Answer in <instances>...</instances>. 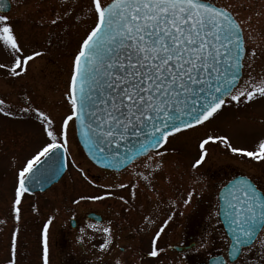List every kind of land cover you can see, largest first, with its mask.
I'll use <instances>...</instances> for the list:
<instances>
[{"label":"rangeland","instance_id":"obj_1","mask_svg":"<svg viewBox=\"0 0 264 264\" xmlns=\"http://www.w3.org/2000/svg\"><path fill=\"white\" fill-rule=\"evenodd\" d=\"M11 2V11L6 15L24 55L33 51L41 55L29 61L27 73L19 77L11 76L7 67L0 69V99L13 113H0V264H44L45 238L48 264H115L117 259L121 264H182L181 253L172 246L197 240L192 234L197 220L209 201L216 202L219 185L237 172L248 174L264 186V162L233 154L218 140L206 145L202 166L192 167L199 158L200 140L208 136H227L234 147L254 150L264 138V98L232 102L214 119L170 139L159 170L154 165L145 168V157L119 174L101 171L82 152L75 125L70 122L66 175L46 193H25L20 204H15L19 170L42 145L50 142L35 114L20 109L30 103L43 110L54 120L59 134L70 108L65 92L73 60L94 17L88 11L90 0ZM213 2L232 6L236 20L244 22L241 28L246 51L256 50L251 68L246 64L243 69L244 78L249 73L257 78L264 76V0ZM64 10L68 15H63ZM57 15L62 19L53 25L51 20ZM12 59L0 48V64L10 66ZM57 143H63V138H58ZM138 173L148 175V180L141 179ZM121 184L126 187H119ZM82 196L103 199H80ZM151 210L156 219L148 225L145 217ZM90 213L99 214L102 223L87 224ZM71 220L77 222L76 228H71ZM162 226L164 231L156 238L157 255L151 256L152 239ZM103 227L111 229L107 234L111 244L106 250L100 248L106 235ZM221 240L216 234V239L207 240V244L212 249H225L227 241L223 245ZM263 251L264 245L258 240L238 264H243V260H247L246 264H264L259 261H264L260 254ZM225 253L224 250L222 254Z\"/></svg>","mask_w":264,"mask_h":264},{"label":"snow or ice","instance_id":"obj_2","mask_svg":"<svg viewBox=\"0 0 264 264\" xmlns=\"http://www.w3.org/2000/svg\"><path fill=\"white\" fill-rule=\"evenodd\" d=\"M3 7L4 0H0V8ZM88 11L94 23L82 38L73 60L65 92L70 108L62 119L59 134L49 114L32 107L27 98L28 106L20 109L35 114L50 142L42 145L19 170L15 204H20L21 197L28 192V180L40 167L52 161L54 155L59 164L57 154L62 147L67 150L70 122H80L81 135L94 155L103 153L105 145L115 144L118 156L120 143L127 146L130 137H134L135 143L117 162H131L143 156L145 168L154 165L159 170L171 136L214 119L232 102L264 98V76L257 78L249 73L245 79L242 75L246 64L251 68L256 50L246 51L241 28L244 22L236 20L231 5L218 6L213 0H90ZM63 15H68V11L64 10ZM9 19L0 14V48L13 59L10 66L0 64V69L7 67L11 76L19 77L27 73L29 61L41 53L24 55ZM60 19L62 16L57 15L51 23L55 25ZM6 108L5 101L0 99V113L12 116ZM61 137L63 143H57ZM216 140L233 154L264 162V138L254 150H248L234 147L227 136H208L199 142V158L193 168L202 166L206 145ZM108 164L111 166V161ZM138 175L148 180V175ZM220 200L216 214L223 215L229 224L232 249L238 253L264 231V193L241 177L225 186ZM44 227L46 232L48 225ZM102 231L106 235L100 248L106 250L111 244L107 235L111 229L103 227ZM163 231L162 226L155 233L149 255H157L156 238ZM47 256L45 238L44 264H48ZM115 264H121L120 260Z\"/></svg>","mask_w":264,"mask_h":264},{"label":"water","instance_id":"obj_3","mask_svg":"<svg viewBox=\"0 0 264 264\" xmlns=\"http://www.w3.org/2000/svg\"><path fill=\"white\" fill-rule=\"evenodd\" d=\"M8 10H9V5L5 3V0H4V7L0 8V11L7 12ZM196 126L198 125H195L194 127ZM75 128H76V135H77L78 142L80 146L82 147L84 153L86 154L88 159L98 168L108 170V171L119 172L125 169L126 167H128L136 159L140 158V157L134 158L133 161L131 162H128L126 160L123 163L117 162L118 160H120L121 157H123V154L127 151V148L131 147V145L135 143L134 137H130L129 143L127 146L123 142L120 143L118 156L115 155V150H116L115 144L105 145L104 146L105 151L103 153L96 152V154L94 155L93 152L90 151L89 149V144L84 139V137L81 135V126H80L79 121H75ZM57 155L59 156V164L56 163V156L54 155L52 161H49L48 163L44 164L43 167H40L39 170L35 172V176L28 180L27 185H26L28 187V192H27L28 194L44 193L48 189H50L54 184L58 183L62 179V177L64 176L66 172V168H67L66 153L63 147L59 150V153ZM97 157H106V159L102 160V159H98ZM108 161H111V166H109ZM54 171H55V174H53ZM222 195H224V190L221 192V196ZM220 217L224 223L223 224L224 228L231 241V244L229 247V260L234 261L237 259L242 249L238 253L233 252L232 237H231V233L229 232V224L225 221L223 215H220ZM87 218L95 222H98V223L102 221V217L96 213L88 214ZM74 223L75 221H71L72 226H74ZM255 239L253 240V242L255 241ZM209 264H224V262L220 261L217 258V259L211 260Z\"/></svg>","mask_w":264,"mask_h":264},{"label":"flooded vegetation","instance_id":"obj_4","mask_svg":"<svg viewBox=\"0 0 264 264\" xmlns=\"http://www.w3.org/2000/svg\"><path fill=\"white\" fill-rule=\"evenodd\" d=\"M7 1L9 3V5H10V10L8 12H5V13H1L0 12V14H5L6 15V14H8L11 11L12 2H11V0H6V2ZM143 158H145V157H143ZM143 158L138 159L131 166L135 165L136 163H138ZM238 177H248L249 179H251V181L254 184V186L257 189V191H259L261 193H264L263 184L260 181L256 180L255 178L249 176L248 174H244V173L235 172V174H233L231 177H229L227 181H225L224 183L219 185L217 187V190H216V202L213 203L212 201H209L207 206L204 208L205 209L204 212L201 215H199V220H197L198 221L197 222L198 225L196 227V231H193V233H192L193 236H195L197 238V240L191 241L189 243H183L182 242L178 246L182 250L181 252H179V253H181L180 259L182 261V264H208V260H209L210 257H212V255H215V256L219 255V256L226 257V253H225V255H223L222 252L224 250L227 252V246H226L225 249H224V246L221 247V248L219 247V249H212L207 244V240L216 239V234H218L222 238L221 241H222L223 245L225 244V241H227V245H228L227 236H226L224 230L221 227L222 221H221L219 215H217L216 213H217V210H218V206L220 204V199H219L220 191L229 182L235 180ZM150 213L151 214L147 215V217H149L147 219V224L148 225H151L152 220L155 222V219H156V218L153 219V217L155 216L156 213H154L152 210H151ZM152 214H153V216L151 217L150 215H152ZM89 223L90 222H87V224H89ZM200 225L203 226V227H200ZM186 237H187V234H186ZM258 240H261L262 244L264 245V231H261L259 233L256 242ZM200 241L203 242L202 245H201ZM253 246L254 245H252L251 247H253ZM173 247L174 246H172V249H173ZM250 248L243 250L242 254L240 255V257L235 262H233V263L226 262V264H238L243 259V256H244L245 252L247 250H249ZM260 254L264 255V251L260 252ZM259 261H262V263H264L263 259H261ZM246 262H247V260H243V264H246Z\"/></svg>","mask_w":264,"mask_h":264}]
</instances>
